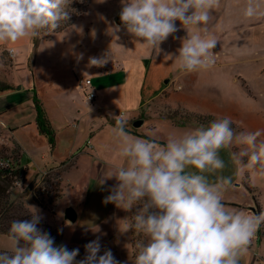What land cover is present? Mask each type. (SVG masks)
<instances>
[{
	"label": "rangeland",
	"instance_id": "1",
	"mask_svg": "<svg viewBox=\"0 0 264 264\" xmlns=\"http://www.w3.org/2000/svg\"><path fill=\"white\" fill-rule=\"evenodd\" d=\"M246 6L247 0H220V6L212 10V18L206 26L208 35L217 40L216 46L220 48L216 51V64L207 69L186 73L180 69L175 59L182 39L187 37V31L181 27L179 21L175 22L178 31L170 35L160 45L162 51L152 57L151 52L139 43L142 42L139 38L127 33L123 25L115 23V17L122 8L120 0H103V2L72 0L68 6L67 22H70V25L69 29H64L66 32H45L34 40L24 39L15 43L0 44V80L10 83L11 85H8L12 88L15 86L17 94L16 98L0 94V109L5 110V118H7L15 111L14 107L20 111L33 107L32 96L35 94L34 91L39 90V86L37 88L36 85L39 83L36 73L49 65L59 67L53 69L54 74H56L55 70L63 69L62 71L65 72L64 67L77 65L83 80L89 78L92 82L91 86L101 91L100 96L104 102L118 100L117 105L111 103L114 108L109 112L113 118L120 114L128 117L132 114V110L126 102L138 97L136 91L139 88L136 85L134 91V84L130 79L138 68L140 72L141 68L146 70L147 65L150 64L149 60L153 59L150 64V74L155 79L154 94L162 98V93H165L163 90L175 93L171 95L172 102L169 103L173 105V109L157 103L158 109L151 114V120H146L151 123H142L138 127L145 134L154 135L157 143L166 144L170 135L186 132L187 130L183 131L179 124L188 120L207 126L212 121L224 117L234 122L235 126L232 127L235 131H259V140L264 141V2L260 3L258 9L262 14L252 18L244 17L243 10ZM116 26H120L118 32L114 30ZM173 36L176 39H173ZM124 41L133 49L140 47V51L129 53L127 50L124 55ZM105 56H108L106 63L111 62L113 66V69L108 68V73L102 72L100 66L89 63L90 58ZM117 64L121 69L116 67ZM166 79L169 81L165 82ZM109 88L110 91L112 89L110 93ZM78 89L76 98L68 100L69 106L74 107V110L79 109L80 115H85L88 119L95 112L91 108L92 104L84 103L82 87ZM181 95L187 98L184 106L183 102L177 99ZM45 96L43 91H40L39 98H44L40 101L44 104L43 109L51 114L61 113V110L66 111ZM179 103L182 104L179 106ZM208 117L213 119L209 120ZM4 125L2 131L8 134L7 123ZM187 126L195 127L188 123ZM17 133L22 135L20 131ZM142 136L145 137L144 139L150 138L147 135L142 134ZM239 147L234 146L231 150L220 151V156L225 161V168L210 175L209 179L215 181L220 176H230L232 186L223 193L232 191L234 183L245 181L251 190L245 188V192L255 196L262 212L264 211V174L258 168L249 169L244 175L237 173L239 166L232 161L230 151H237ZM42 154L50 157L49 150H43ZM0 158H14V156L8 154L5 147L0 144ZM24 177L16 180L10 188V201L23 204L33 214L32 207L36 208L46 225L44 230L53 231L59 240V245H66L69 250L79 249L77 260L85 256L84 245L99 237L101 244L99 254L110 249L120 264H135L136 252L133 249L140 236L132 228L123 233L119 229L124 224L123 220L131 221L139 205L125 211L116 208L112 203L104 204L103 199L109 194V188L105 183H100L102 180H93L79 189L67 175L70 181L67 183V179H64L66 181L61 184V194L57 198L55 195L59 194L60 189L56 171L42 174L41 181L36 186L30 181H24ZM46 177L50 180L45 181ZM42 186L48 189L43 197L39 193ZM83 193L86 197L84 201L86 207L81 208L78 204V196ZM41 201L46 208L38 205ZM69 202L76 204L79 212L76 220L70 223L64 217L65 209L72 206ZM254 214L256 212L252 211L251 215ZM260 225L263 229L264 223ZM259 227L255 232L256 237L260 233ZM260 238V245L255 242L253 248L257 249L259 255H264V233ZM10 250L8 236L0 234V251ZM253 257V253L248 249V252L241 257L240 264H264L258 257H254V262L251 263Z\"/></svg>",
	"mask_w": 264,
	"mask_h": 264
},
{
	"label": "clouds",
	"instance_id": "2",
	"mask_svg": "<svg viewBox=\"0 0 264 264\" xmlns=\"http://www.w3.org/2000/svg\"><path fill=\"white\" fill-rule=\"evenodd\" d=\"M261 2L264 0H247L244 17L261 15ZM71 3L72 0H0V44L34 40L54 31L68 21ZM120 3L124 29L139 38L146 50L160 53V45L178 31L175 22L179 21L187 31L175 56L180 69L191 73L214 65L212 50L217 40L208 35L206 26L220 0ZM114 30L118 32L120 26ZM107 59L108 56L93 57L89 63L103 66ZM114 118L112 134L125 163L115 174H107L105 179L114 177L117 183L108 189L103 203L125 211L139 205L131 221L123 220L119 229L123 233L132 228L140 236L133 249L135 264H240L256 230L264 223V211L246 215L228 210L223 192L232 186V178L220 176L212 181L209 177L225 168L220 151L234 146H240L230 151L232 161L239 166V175L255 168L264 174L260 132H237L232 127L234 122L224 117L207 126L170 135L161 145L152 139L133 137L126 131L130 124L125 115ZM32 208L30 220L11 223V250L0 251V264H120L110 249L99 254V237L84 245L85 256L77 260L79 249L56 245L50 233L38 227L42 216Z\"/></svg>",
	"mask_w": 264,
	"mask_h": 264
},
{
	"label": "crops",
	"instance_id": "3",
	"mask_svg": "<svg viewBox=\"0 0 264 264\" xmlns=\"http://www.w3.org/2000/svg\"><path fill=\"white\" fill-rule=\"evenodd\" d=\"M67 29H69V27L66 28V30ZM66 30L62 31L66 32ZM127 50H129V53L134 51L138 52L140 51V47L139 49H133L131 45H128L127 42L124 41V55ZM154 54L157 53L153 51L151 56L154 57ZM152 60H149L150 64ZM150 64L147 65L146 70L141 68V72L138 68L134 72V76L130 79L131 83L134 84V91H136V85L139 88L136 91L138 92V97L126 102L130 105L132 110V114L128 117L126 116L130 124V127H126V131H129L133 137L144 139L145 137L142 136L143 134L149 136V139L155 140L156 137L151 133L145 134V132L141 131V128H134L132 122L137 118H141L143 119V123L150 124L151 122H146V120L150 119L151 114L158 109L156 106L157 103L158 105L161 104L162 106L173 109V105L169 103L172 102L170 100L171 95L175 93L169 90H163L165 93H162V98H159L158 95L154 94L156 90V88L154 89L155 79L150 74ZM69 66L64 67V69L66 68L65 72L62 71L63 69L55 70L56 74H54L53 69L59 67L53 65H49L46 69H42L36 73L37 83H39L36 84L35 82V84L37 85V88L39 86V90L34 91L35 94L32 96L31 100L33 107L25 108L23 111L17 110V108L14 107L13 109L15 111L11 112L7 118H5V110L0 109V118L2 120L4 118L3 122L5 121L4 123H7L6 129H8V134H6L5 131H2L0 144L5 147L8 154L14 156L17 165L25 167L24 181H30L36 186L41 181L42 174L56 171L59 180V195L61 194V184L66 181L64 180L65 178L67 179V183L70 180L74 181L79 189L84 185H88L93 180H104V183L110 188L111 186H114L117 181L114 177L111 179H105L107 174H115L116 169L123 166V160L119 157L118 142L112 134V127H114L115 118H113L111 112H109L114 108V105L111 103L117 105L118 100L110 103L107 101L104 102L100 96L101 91L93 87L95 97L93 100H90L85 96L84 90H82L84 103L87 105L92 104L91 108L95 113H93L88 119L85 115H80L79 109L74 110V107H70L68 100L71 101L76 98L75 94L78 93V87H81V81L83 80L81 76L82 73L77 65ZM116 67L121 69L118 64ZM100 68H102V72L108 73V68L113 69V66L110 62V64L105 63L103 66H100ZM45 71H48L47 74L44 73ZM15 89V86H13L12 89L0 91V94L3 93L6 94V96L16 98L17 94ZM19 89H21L20 86ZM40 91H43V95H46L52 101H55L56 105L66 110H61V113L58 114H51L45 108L43 109L55 132V144L52 148L46 137L38 131L36 126L35 120L37 112L35 108V99L41 103L42 108L44 105L40 102L41 99L44 100V98H39ZM111 91L109 88L108 92L110 93ZM177 99L183 102V104L179 103V106L180 104L183 106L186 104L187 98L185 95L178 96ZM73 123H75L76 126H73ZM187 123L195 127L190 128L187 126ZM179 125L180 128H183V131H190L201 126V124L193 123L189 120ZM4 127L5 125L3 128ZM19 131L22 135L17 133ZM87 139L90 140V144L86 143ZM43 150H49L50 157L42 154ZM40 151L42 152L39 156ZM21 160L23 163H21ZM41 162L43 163L42 165ZM82 167H84V170H82ZM67 175L70 176V180L66 177ZM248 194L247 191L245 192V187L242 182L234 183L232 191L223 193V203L228 210L251 215L252 211H255V206L258 203V200L254 195L250 196L251 194ZM84 197L85 193L78 196V204L81 208L86 207L84 204L86 197ZM69 204L74 206V209L79 216L76 204L73 202H69ZM260 227V234H262L264 233V228L262 229L261 225ZM260 243L261 238L258 236L256 244L260 245ZM253 260L254 257L251 263L254 262Z\"/></svg>",
	"mask_w": 264,
	"mask_h": 264
},
{
	"label": "trees",
	"instance_id": "4",
	"mask_svg": "<svg viewBox=\"0 0 264 264\" xmlns=\"http://www.w3.org/2000/svg\"><path fill=\"white\" fill-rule=\"evenodd\" d=\"M69 25H70V22L66 21L59 28L49 33H55V32L62 31L66 29ZM7 89H12V87H10L7 83L0 80V91H4ZM35 108L37 112V116L35 120L37 129L41 134H43L46 137L50 147L52 148L55 144L54 129L51 126L50 121L47 119L43 111V108L37 99H35ZM208 119L211 120L213 118L208 117ZM233 126L235 125L233 124ZM246 159L247 158H245V160ZM13 160L15 161V158H13ZM24 176H25V167H20L16 165V166H11L7 169H0V234L8 236L10 225L14 220H18V219L19 220H30L31 219L30 215H32L33 213H31L28 209H26V207L23 204L12 202L10 201V198H9L10 188L12 187L14 182L16 180L22 179ZM44 180L49 181L50 178L46 177ZM242 184L246 189H249L245 181H242ZM47 192H48V189H47ZM55 196L57 198L60 197L59 194ZM35 200L37 201L36 198ZM38 205L43 208H46V205L43 204V201L39 202ZM255 212L256 214H259L261 212V209L258 203L255 206ZM38 227L41 228L43 231H45L44 228H46V225L41 220L40 223L38 224ZM46 232L50 233L51 235H54L53 231H46ZM260 237H261V234L259 233V238ZM53 238H54L55 244L59 245V240L56 238L55 235Z\"/></svg>",
	"mask_w": 264,
	"mask_h": 264
},
{
	"label": "built area",
	"instance_id": "5",
	"mask_svg": "<svg viewBox=\"0 0 264 264\" xmlns=\"http://www.w3.org/2000/svg\"><path fill=\"white\" fill-rule=\"evenodd\" d=\"M220 48L218 46H215L213 48V54L214 55V59H215V63L216 64V60H217V57H216V51L219 50ZM81 87L83 88L84 90V93H85V96L90 99V100H93L94 97H95V92L91 86V80L89 78L87 79H84L81 81ZM3 126H4V123H3V120L0 118V137H1V134H2V130H3ZM73 126H76L75 123H73ZM87 144H90V140L87 139L86 141ZM17 164L15 163V161L13 160V158H0V169H7L11 166H16ZM19 166V165H18ZM39 193L42 195L41 197H43L44 195L47 194V189L45 186H42L40 187L39 189ZM257 238L256 235L254 234V237L252 238L251 242H250V245H249V249L251 250V252L253 253V256L255 258H259L263 263H264V255H259L257 253V249H254L253 248V245L254 243L257 241Z\"/></svg>",
	"mask_w": 264,
	"mask_h": 264
},
{
	"label": "water",
	"instance_id": "6",
	"mask_svg": "<svg viewBox=\"0 0 264 264\" xmlns=\"http://www.w3.org/2000/svg\"><path fill=\"white\" fill-rule=\"evenodd\" d=\"M119 14L115 17V23L117 25H122V22L120 21V15ZM167 81H168V79L165 80V82H167ZM142 123H143V119H135L132 122V126L134 128H138L139 126H141ZM64 217L67 221L74 222L77 218V212L72 206H68L64 211Z\"/></svg>",
	"mask_w": 264,
	"mask_h": 264
}]
</instances>
